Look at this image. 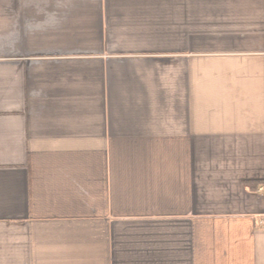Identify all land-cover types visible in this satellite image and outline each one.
I'll list each match as a JSON object with an SVG mask.
<instances>
[{"label":"crops","instance_id":"obj_1","mask_svg":"<svg viewBox=\"0 0 264 264\" xmlns=\"http://www.w3.org/2000/svg\"><path fill=\"white\" fill-rule=\"evenodd\" d=\"M0 264H264V0H0Z\"/></svg>","mask_w":264,"mask_h":264}]
</instances>
